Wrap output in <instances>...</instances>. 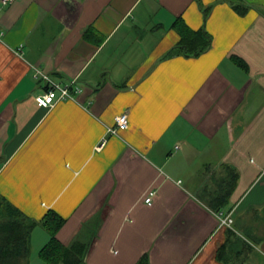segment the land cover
I'll return each instance as SVG.
<instances>
[{"label": "crops", "instance_id": "obj_1", "mask_svg": "<svg viewBox=\"0 0 264 264\" xmlns=\"http://www.w3.org/2000/svg\"><path fill=\"white\" fill-rule=\"evenodd\" d=\"M242 1H0V195L55 211L85 264H264V0ZM191 31L208 47L169 53ZM36 70L82 90L38 106Z\"/></svg>", "mask_w": 264, "mask_h": 264}, {"label": "trees", "instance_id": "obj_2", "mask_svg": "<svg viewBox=\"0 0 264 264\" xmlns=\"http://www.w3.org/2000/svg\"><path fill=\"white\" fill-rule=\"evenodd\" d=\"M240 14L248 10V5L242 0H227ZM207 12V9L204 10ZM210 37L204 32H190L181 36L180 42L172 47L169 53L184 52L198 54L205 50ZM200 45V47H198ZM64 219L55 211L48 210L44 217L37 221L27 217L22 211L0 195V264H27L29 252V237L32 229L40 223L50 231L48 242L40 250V255L51 264H85L84 256L88 244L74 239L68 245H63L55 238V232L63 224ZM136 264H147L141 258Z\"/></svg>", "mask_w": 264, "mask_h": 264}, {"label": "built area", "instance_id": "obj_3", "mask_svg": "<svg viewBox=\"0 0 264 264\" xmlns=\"http://www.w3.org/2000/svg\"><path fill=\"white\" fill-rule=\"evenodd\" d=\"M2 4L11 3L14 0H0ZM35 77L40 78L45 83L44 92L35 96V101L38 106L48 107L54 104L57 101L70 100L74 99L78 93L81 92L82 88L75 84V81L68 82H58L44 72L35 71ZM115 125L113 127H106L108 132L117 133L119 129H124L128 127V113L123 112L115 116ZM103 143V142H102ZM154 194V191L151 190L148 192V195L145 198L146 203H150L151 197ZM223 224L229 225L232 221V218L227 214L224 217H221V214L218 215Z\"/></svg>", "mask_w": 264, "mask_h": 264}, {"label": "rangeland", "instance_id": "obj_4", "mask_svg": "<svg viewBox=\"0 0 264 264\" xmlns=\"http://www.w3.org/2000/svg\"><path fill=\"white\" fill-rule=\"evenodd\" d=\"M41 227H42L43 231H48V229L44 225H41Z\"/></svg>", "mask_w": 264, "mask_h": 264}]
</instances>
